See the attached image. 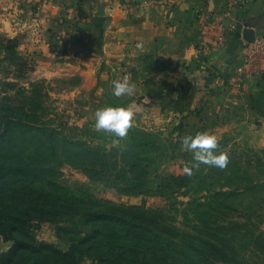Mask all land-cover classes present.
<instances>
[{
    "label": "trees",
    "instance_id": "obj_1",
    "mask_svg": "<svg viewBox=\"0 0 264 264\" xmlns=\"http://www.w3.org/2000/svg\"><path fill=\"white\" fill-rule=\"evenodd\" d=\"M16 46L14 39L0 34V74L12 76L11 81L1 80L0 84L14 87L12 93H3L0 100V237L11 242L9 249L0 254L2 262L77 264L80 261L77 255L86 252L84 256L97 264H216L205 255L218 254L224 258L217 259L227 263L216 238L214 242L202 238L207 235L203 231L208 229L205 222L227 218L231 212L249 217L255 213L250 206L264 202V146L240 149L237 155L231 153L230 163L223 171L201 164L192 178L184 172L157 175L152 187L144 186L147 172L141 162H151L152 156L134 155L140 140L133 138L132 131L121 140V146L90 148L85 142L62 134L48 119L42 118L45 111L40 108L39 82H29L28 89L15 82L26 65ZM261 80L255 95L264 94ZM249 98L250 95L247 104L251 108ZM255 112L264 114L257 109ZM152 145L153 142L149 147ZM142 146L148 147L145 141ZM192 155L184 152L186 164L192 161ZM240 155H244L248 169L238 164L236 159ZM62 164L126 194L160 196L167 201L166 208L116 205L96 199L89 200L90 208L80 207V199L75 198L72 200L76 204L48 202L44 199L50 193L44 187L55 185L57 168ZM259 174L261 178L256 176ZM8 176L20 185L18 189L6 192ZM178 195L187 199L170 201ZM246 196L250 201L243 205ZM174 203L182 207L172 208ZM236 206L245 210L238 211ZM171 209L182 218L192 216L194 234L169 223ZM62 218H67L74 227L72 232L80 235L67 251L35 243L24 232L30 221L55 223Z\"/></svg>",
    "mask_w": 264,
    "mask_h": 264
},
{
    "label": "rangeland",
    "instance_id": "obj_2",
    "mask_svg": "<svg viewBox=\"0 0 264 264\" xmlns=\"http://www.w3.org/2000/svg\"><path fill=\"white\" fill-rule=\"evenodd\" d=\"M33 9L37 8L34 7ZM0 10L5 13L0 17L3 19L0 21V34L16 41V50L26 63L21 75L16 77L15 82L26 89L29 88V82H39L40 108L45 111L41 115L43 119H48L49 123L59 128L62 134L79 139L90 148L103 146L109 148L111 146H121L122 141L118 140L114 143L116 138L95 130V111L98 108L108 106L131 107L134 112L133 127L136 130L131 129L130 131L133 132L134 139L140 140L139 146L134 148V155L151 154L152 156L150 157L151 162H141L145 164L147 172L144 186L152 187L157 175L183 172L186 165L183 157L185 151L181 149V138L183 136L177 132L181 125H176V121L165 119V116L159 119L153 118L154 110L149 109L150 104L147 102L142 103L134 94L119 98L112 94V82L122 80L124 76H128L130 81L137 82L141 94L145 95H147L145 91L149 92L152 84L158 83V86H160V84L168 82L169 63L163 59V56L159 58L149 52L136 57L127 64L115 63V65L104 68V65L108 63L100 62V64L96 63V68H93V64L87 62L81 66L78 61L85 59V55L77 57L75 52H67L70 47H66V45L48 41L47 46L37 47L36 44L42 36V31L37 21H32L31 25L28 24L30 16H24L25 13L17 10L11 11V9L6 10L5 8H0ZM75 49L78 50L79 48ZM68 54H74L75 56H68ZM11 78L10 75L0 74V81H11ZM12 90H14V87H6L0 84V100L3 93H12ZM253 95H250L249 98L251 108L253 111L257 109L259 112L264 113V94ZM17 103H21V100H17ZM133 104H137L138 109H134ZM224 130L216 136L219 141L217 153L223 151L228 155L231 153L237 155L240 149L260 148L251 147L243 143L239 137L237 138L240 133L238 127L227 125ZM142 132L146 134H142ZM144 141L148 147L142 146ZM151 142H153V145L149 147ZM188 153L192 154L191 152ZM170 156H173L172 159H169ZM247 156L249 155L247 154ZM236 160L241 168H249L244 161V155H240ZM256 176L262 177L261 174ZM110 179H112V176H109ZM114 182L116 181L114 180ZM5 183H7L6 192L9 190L14 191L20 187L9 176ZM54 183L53 187H44L50 193L48 199H44L48 202L76 204L77 201L72 200L75 198L80 199L79 206L82 208H90L89 200L92 199L106 200L116 205L159 209L166 208L167 204V201L160 196L126 194L110 187L101 180H90L81 170L68 164H62L57 168ZM248 198L246 196L242 201L243 205L248 204L247 201H250ZM186 199V197L178 195L172 196L170 201H184ZM173 207L180 209L182 206L174 203L172 204ZM236 208L238 211L245 210L238 206ZM250 208L254 209L255 213L249 217L239 216L235 212H231L227 218L220 217L206 220L205 224L208 229H203V231L207 235L202 238L213 240V242L216 238L217 241L215 242L220 247V253L226 255L225 258L228 261L227 263L220 261V258H224L221 254H218L217 257L205 255L206 259L216 264H264V202H256ZM168 215L171 217H167L171 225L185 230L187 233L194 234V222L190 214L186 218H182L176 211L171 209L168 211ZM57 220L59 221L55 223L51 221H30L24 232L35 243H44L57 250L67 251L80 235L72 232L74 227L68 222L67 218ZM58 228L61 231H58ZM67 231L71 232L67 233ZM16 237H20V234ZM10 244V241H5L0 237V254L7 251ZM208 252L212 254V251ZM85 254L87 253L77 255V259L80 260L77 264H97L91 261L88 256H84ZM2 259L4 258L0 257V264H4Z\"/></svg>",
    "mask_w": 264,
    "mask_h": 264
},
{
    "label": "crops",
    "instance_id": "obj_3",
    "mask_svg": "<svg viewBox=\"0 0 264 264\" xmlns=\"http://www.w3.org/2000/svg\"><path fill=\"white\" fill-rule=\"evenodd\" d=\"M0 8L25 13L30 25L39 23L37 47L54 41L77 57L85 55L81 66L127 64L149 52L163 56L168 82L152 84L145 95L130 81L134 95L154 110L153 118L176 121L182 136L202 131L218 136L233 125L243 143L264 145V114L247 104L264 76L239 88L231 85L242 58L243 31L264 33V0H0ZM217 26L226 34L214 42Z\"/></svg>",
    "mask_w": 264,
    "mask_h": 264
},
{
    "label": "clouds",
    "instance_id": "obj_4",
    "mask_svg": "<svg viewBox=\"0 0 264 264\" xmlns=\"http://www.w3.org/2000/svg\"><path fill=\"white\" fill-rule=\"evenodd\" d=\"M112 94L119 98L122 96H132L135 87L130 83V78L124 76L122 80L112 82ZM134 112L131 107H103L98 108L94 113V128L97 132L111 135L118 140L125 139L133 127ZM219 141L217 137L208 131L198 132L195 135H185L181 138V149L191 152L192 161L186 164L183 172L192 178L200 165L209 168L225 170L230 163L226 152L219 151L217 154Z\"/></svg>",
    "mask_w": 264,
    "mask_h": 264
},
{
    "label": "built area",
    "instance_id": "obj_5",
    "mask_svg": "<svg viewBox=\"0 0 264 264\" xmlns=\"http://www.w3.org/2000/svg\"><path fill=\"white\" fill-rule=\"evenodd\" d=\"M226 34V30L217 26L214 34V42L220 41ZM241 62L234 69L231 85L239 88L250 78L264 76L261 69V61L264 59V33L253 36L251 41H244L241 47Z\"/></svg>",
    "mask_w": 264,
    "mask_h": 264
},
{
    "label": "water",
    "instance_id": "obj_6",
    "mask_svg": "<svg viewBox=\"0 0 264 264\" xmlns=\"http://www.w3.org/2000/svg\"><path fill=\"white\" fill-rule=\"evenodd\" d=\"M243 38L245 41H251L253 39V34L249 29L243 31Z\"/></svg>",
    "mask_w": 264,
    "mask_h": 264
}]
</instances>
